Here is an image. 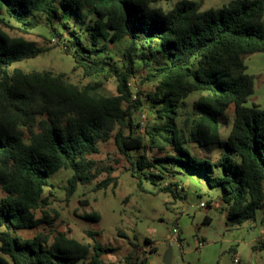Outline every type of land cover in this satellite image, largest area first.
<instances>
[{
  "label": "trees",
  "instance_id": "obj_1",
  "mask_svg": "<svg viewBox=\"0 0 264 264\" xmlns=\"http://www.w3.org/2000/svg\"><path fill=\"white\" fill-rule=\"evenodd\" d=\"M159 1L0 0V264H105L103 255L116 249L98 243V232L88 231L89 243L52 229L45 186L50 174L69 169L67 196L90 182L96 189L116 187L115 168L94 158L110 140L127 170L154 190L178 188L177 182L160 185L175 167L203 172L210 188L222 190L227 226L254 220L257 212L264 222V108L246 104L255 77L245 65L247 55L264 53V0L207 9L200 1L179 0L168 10L152 5ZM38 26L72 53L73 71L113 74L116 95L101 94L99 80L79 87L66 73L11 69L47 49L24 36ZM63 27L70 29L68 38ZM119 42L124 46L115 60L110 45ZM139 68L153 88L133 94L129 80ZM193 92L201 95L184 114ZM147 102L164 123L143 135L135 115ZM187 143L224 152L214 161L197 159ZM153 149L162 154L150 158ZM217 168L221 175L213 174ZM83 218L100 217L90 212ZM204 222H210L207 215ZM43 224L48 229L34 235L18 233Z\"/></svg>",
  "mask_w": 264,
  "mask_h": 264
},
{
  "label": "rangeland",
  "instance_id": "obj_2",
  "mask_svg": "<svg viewBox=\"0 0 264 264\" xmlns=\"http://www.w3.org/2000/svg\"><path fill=\"white\" fill-rule=\"evenodd\" d=\"M179 0H162L152 3L155 7L168 10ZM200 1L201 9L217 8L230 0H194ZM68 25L73 28L75 18L69 17ZM264 23V15H263ZM77 26V25H76ZM60 31L65 38L69 37L70 29L63 27ZM27 39L34 40L39 46L47 49L39 56L21 62H15L11 69L18 68L24 72L33 70H50L57 73H66L69 81L81 87L86 83L100 81L99 92L106 95H116V81L113 74L104 73L100 77H84L81 70L73 71L74 57L72 53L64 52L60 48L58 38L51 35L47 29L38 26L28 34ZM121 46L124 42L110 45L115 60L120 59ZM246 72L255 77L254 94L248 99L249 106L256 104L264 108V53L249 54L245 57ZM144 69L129 80V88L133 94L141 89L148 91L153 88L152 81H142ZM199 92L190 93L181 112L192 111V103L198 99ZM229 119L234 115L233 108H228ZM143 116V125L139 132L144 135L148 128L161 126L164 120H156L150 104L136 113L137 118ZM180 124V121H176ZM145 135V141L148 142ZM162 142L158 139V144ZM190 153L197 159L209 158L214 161L224 152L209 150L198 144H185ZM170 151L169 146L166 150ZM157 149L150 150V158L161 155ZM104 164H111L115 168L117 186H108L96 189L95 182L78 187L77 191L67 196L65 186L72 170L60 169L50 174L49 185L45 186L48 195L51 213L54 217L53 230L64 231L68 236L82 242H91L89 230L98 232L96 240L101 245L114 247L112 253L103 255L105 264H137L146 256V264H167L164 255L171 250L170 264H264V222H261V213L257 212L254 220L230 227L225 224V211L219 201L222 190L219 187L210 188L203 172H189L175 167L176 173L164 177L160 185L166 182H177L178 188L169 190H154L149 181H142L134 177L127 170L129 164L124 156L120 155L113 141L101 144V153L94 156ZM214 175H221L222 169L213 171ZM140 183V184H139ZM3 191L0 189V197ZM200 202H210V206H200ZM98 212L99 220L92 222L84 219V214ZM210 223L203 221L205 216ZM179 221V222H178ZM180 224L183 233L180 232ZM177 228L178 236L184 238L181 245L169 240ZM2 228H0L1 230ZM48 226L43 224L37 229L18 231L20 235L31 236ZM182 236V237H181ZM157 245L158 252H150L152 244ZM197 239L204 240V245L198 247ZM186 240V241H185ZM148 254V256L146 255ZM130 255V258L125 257Z\"/></svg>",
  "mask_w": 264,
  "mask_h": 264
},
{
  "label": "crops",
  "instance_id": "obj_3",
  "mask_svg": "<svg viewBox=\"0 0 264 264\" xmlns=\"http://www.w3.org/2000/svg\"><path fill=\"white\" fill-rule=\"evenodd\" d=\"M216 151V150H215ZM200 203H205V202H200ZM203 221H204V219H203ZM179 222V221H178ZM210 223V222H209ZM179 225V227H180V232L181 233H183V230H182V228H181V226H180V224H176V226H178ZM182 237V236H181ZM183 240H184V238H183ZM182 238H180V240L178 241V244L179 245H181V243H182ZM196 240H197V246L198 247H200L201 245L203 246L204 245V240L203 239H201V240H199V239H197L196 238ZM186 241V240H185ZM150 242V241H149ZM151 244H152V248H151V252H153V253H155V252H158V248H157V245H155V244H153L152 242H150ZM147 256H148V254H146ZM144 264H146V260H145V262H144Z\"/></svg>",
  "mask_w": 264,
  "mask_h": 264
},
{
  "label": "built area",
  "instance_id": "obj_4",
  "mask_svg": "<svg viewBox=\"0 0 264 264\" xmlns=\"http://www.w3.org/2000/svg\"><path fill=\"white\" fill-rule=\"evenodd\" d=\"M143 116H145V115H142L141 117H139L138 118V120H139V122H140V124H141V127H142V125H143V120H142V118H143ZM200 206L202 207V206H205V204L204 203H200ZM173 233H174V235H170L169 236V240L170 241H172V242H176V243H178V241H179V239H178V230H177V228H174L173 229Z\"/></svg>",
  "mask_w": 264,
  "mask_h": 264
},
{
  "label": "water",
  "instance_id": "obj_5",
  "mask_svg": "<svg viewBox=\"0 0 264 264\" xmlns=\"http://www.w3.org/2000/svg\"><path fill=\"white\" fill-rule=\"evenodd\" d=\"M171 255H172V251L171 250L167 251L166 254L164 255V261L167 264H170V262H171Z\"/></svg>",
  "mask_w": 264,
  "mask_h": 264
}]
</instances>
